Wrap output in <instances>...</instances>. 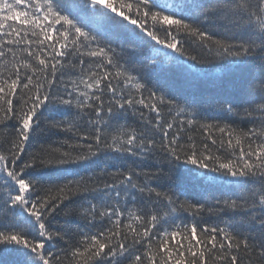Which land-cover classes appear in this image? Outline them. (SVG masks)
I'll use <instances>...</instances> for the list:
<instances>
[{"label": "snow or ice", "instance_id": "6c2138e0", "mask_svg": "<svg viewBox=\"0 0 264 264\" xmlns=\"http://www.w3.org/2000/svg\"><path fill=\"white\" fill-rule=\"evenodd\" d=\"M135 41L154 42L148 65L126 54ZM215 61L241 74L246 101L220 104L233 122L203 118L144 71L175 64L191 82ZM181 165L227 192L182 199ZM8 254L12 264H264V0H0Z\"/></svg>", "mask_w": 264, "mask_h": 264}, {"label": "trees", "instance_id": "16d2710c", "mask_svg": "<svg viewBox=\"0 0 264 264\" xmlns=\"http://www.w3.org/2000/svg\"><path fill=\"white\" fill-rule=\"evenodd\" d=\"M162 2L176 3L178 0H162ZM161 37L163 38V33H161ZM153 43L140 41L129 43L126 45L128 49L126 54H132L141 66L148 65V57L151 55L150 47ZM157 47L160 46L157 45ZM188 63L193 62L189 61ZM162 68L163 70H160L159 67L153 68L149 65L144 67V71L151 81L160 83L161 91L173 95L178 103L190 107L198 106L203 118L209 121L233 122L234 119L238 120V118H230L226 113L220 111V104L224 100L235 99L237 102H244L247 99V97L241 96L237 92L236 85L239 83L241 74L235 70L234 66H231L230 62L215 61L209 64L196 65V68L201 69V73L198 79L191 82H189L190 77L186 79L187 73L184 72L182 67L175 64H165ZM245 106H247L246 103ZM56 118L59 119L60 117L57 116ZM148 163L153 162L149 161ZM191 168V165H181L183 177L176 187V191L182 199L188 198L203 202L206 199L210 200L211 195L220 196L221 192H227L226 189L206 188L202 177L188 175V170ZM224 219H228V217L225 216ZM59 220L60 224H57V227L63 224V218H59ZM204 222L216 224L220 223V218L205 216ZM75 227H77V224L73 223L72 228ZM16 259L17 257L14 255L8 254L0 258V264H12Z\"/></svg>", "mask_w": 264, "mask_h": 264}]
</instances>
